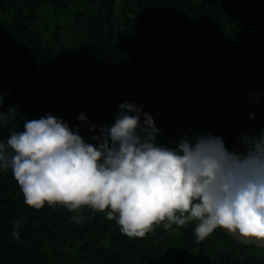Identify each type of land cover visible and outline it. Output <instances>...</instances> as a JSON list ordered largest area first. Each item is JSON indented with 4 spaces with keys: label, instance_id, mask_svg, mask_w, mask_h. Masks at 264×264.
<instances>
[{
    "label": "trees",
    "instance_id": "1",
    "mask_svg": "<svg viewBox=\"0 0 264 264\" xmlns=\"http://www.w3.org/2000/svg\"><path fill=\"white\" fill-rule=\"evenodd\" d=\"M0 92L19 112L0 142L51 113L95 143L133 102L158 144L211 134L228 149L264 130V0H0ZM73 215L27 206L0 169V264H264V246L222 228L201 242L195 223L129 238L105 213Z\"/></svg>",
    "mask_w": 264,
    "mask_h": 264
},
{
    "label": "clouds",
    "instance_id": "2",
    "mask_svg": "<svg viewBox=\"0 0 264 264\" xmlns=\"http://www.w3.org/2000/svg\"><path fill=\"white\" fill-rule=\"evenodd\" d=\"M3 102L0 92V127L14 125L18 108L5 111ZM118 108L114 123L91 136L95 143L85 142L80 125L73 129L51 113L26 120L0 142V169H11L27 206H62L76 223L85 208L105 213L129 238L195 223L197 242L217 228L264 242V130L244 136L239 153L211 134L167 147L157 143L160 129L142 106ZM77 119L89 121L84 113ZM13 235L19 237L15 228Z\"/></svg>",
    "mask_w": 264,
    "mask_h": 264
},
{
    "label": "water",
    "instance_id": "3",
    "mask_svg": "<svg viewBox=\"0 0 264 264\" xmlns=\"http://www.w3.org/2000/svg\"><path fill=\"white\" fill-rule=\"evenodd\" d=\"M229 151H236V152H244L245 151V148L244 146L242 145V143H238L236 145H233L231 147L228 148ZM229 233V232H228ZM230 234V233H229ZM231 235V234H230ZM233 236V235H232ZM235 237L236 239L244 242V243H248V244H252V245H259V246H264V242H256L254 240H247V239H241L239 237H236V236H233Z\"/></svg>",
    "mask_w": 264,
    "mask_h": 264
}]
</instances>
